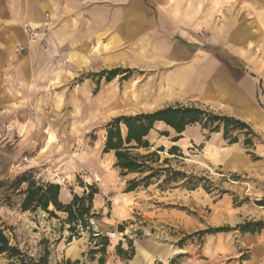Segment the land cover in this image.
Segmentation results:
<instances>
[{"label":"rangeland","instance_id":"obj_1","mask_svg":"<svg viewBox=\"0 0 264 264\" xmlns=\"http://www.w3.org/2000/svg\"><path fill=\"white\" fill-rule=\"evenodd\" d=\"M208 26V34H200L202 47L218 53V34H211L218 23ZM175 41L180 42L177 35ZM238 63L244 67L239 74L251 73ZM70 71V80L53 84L54 71L39 86L32 77L31 87L20 88L21 102H11V86L0 81V229L32 264L46 252L49 264H101L102 258L104 264H264L263 128L246 123L250 130L225 131L223 123L212 121L206 128L195 125L191 138L177 135L184 139L177 142L176 135L161 136L158 128L149 138L151 148L133 152L158 157L147 161L144 173H127L116 166L114 152H104L107 126L118 117L155 112L151 70L122 69L119 81L103 88L81 85L90 71L77 77ZM259 85L264 110V82ZM175 105L201 109L208 118L225 116L196 99ZM237 151L252 164L237 159L242 169L234 172L229 163ZM22 177L58 184L64 205L96 190L91 214L86 222L70 224L53 206L48 211L54 215L41 208L23 211L20 192L28 183L16 187ZM132 180L139 186L129 191ZM248 225L252 232L244 231ZM0 264L12 260L0 256Z\"/></svg>","mask_w":264,"mask_h":264},{"label":"crops","instance_id":"obj_2","mask_svg":"<svg viewBox=\"0 0 264 264\" xmlns=\"http://www.w3.org/2000/svg\"><path fill=\"white\" fill-rule=\"evenodd\" d=\"M216 21L211 34H218V53H209L200 34H208L205 27ZM31 34L38 38L31 41ZM68 60L81 66L67 65ZM238 62L251 73L239 74L244 67ZM113 69L151 70L155 111L196 99L264 129L258 99L264 82V0H0V81L11 86V102L25 101L20 88L31 87L32 77L39 86L50 71L52 84L70 80V70L75 77L90 71L81 85L103 88L112 83L104 75ZM194 127L181 136L191 138ZM158 128L178 135L163 122ZM236 153L229 163L234 172L242 169L237 159L252 164Z\"/></svg>","mask_w":264,"mask_h":264},{"label":"trees","instance_id":"obj_3","mask_svg":"<svg viewBox=\"0 0 264 264\" xmlns=\"http://www.w3.org/2000/svg\"><path fill=\"white\" fill-rule=\"evenodd\" d=\"M123 73L121 69L108 72L107 81L110 82ZM212 121L223 123L225 131H227L229 126L240 130H250L248 124L235 118L227 116L208 118L207 114L198 108L168 107L149 114L122 116L114 119L107 126V139L104 152H114L117 158L116 166L123 171L127 173H144L146 168H149L147 161H150L152 157H158L157 152L149 155L133 154V152L152 147L149 138L151 133L155 131V125L158 122H163L176 134L181 135L188 127L199 124L206 128L207 122ZM218 130L217 127L215 131L218 132ZM159 134L166 137L170 135L168 131H162ZM180 139L181 136H177L173 139V142H177ZM235 142H237L236 139L232 141V143ZM246 144H251V141L248 140ZM177 150L176 147L172 148V154H175L173 152ZM159 151H162V149ZM150 177L148 176L146 179ZM24 183H28V187L25 191L20 192L24 196L21 204L23 211H36L38 208H41L49 214L54 215L53 211H48L49 207L53 206L56 211L67 214L70 224L86 222V218L91 214V203L94 194L97 193L96 190H92L88 196L84 197L75 195L69 204L64 205L59 201L61 187L58 184L38 185L34 180H27L22 177L17 180L16 187H20ZM129 185V191H133L139 186L136 180L130 181ZM248 228L249 225L244 228V231H253L248 230ZM71 230L75 231V228L73 227ZM48 255L49 252H46V255L42 257L39 264H49ZM0 256H6L9 260H12V264H32L34 262L33 258L11 243L2 229H0ZM100 263L104 264L103 258Z\"/></svg>","mask_w":264,"mask_h":264}]
</instances>
